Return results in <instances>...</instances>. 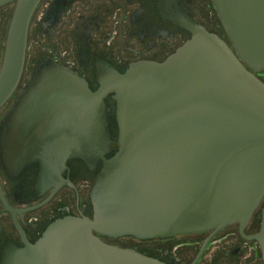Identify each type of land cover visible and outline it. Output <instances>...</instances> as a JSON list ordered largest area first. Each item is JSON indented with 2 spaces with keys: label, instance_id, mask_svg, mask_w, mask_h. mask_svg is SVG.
<instances>
[{
  "label": "water",
  "instance_id": "obj_1",
  "mask_svg": "<svg viewBox=\"0 0 264 264\" xmlns=\"http://www.w3.org/2000/svg\"><path fill=\"white\" fill-rule=\"evenodd\" d=\"M10 0H0V6ZM40 0H17L0 66V108L21 81ZM230 40L189 19L191 37L164 61L98 70L99 86L44 58L3 119L1 157L11 174L39 161L57 179L67 160L98 169L93 212L52 220L34 241L4 246L0 264H166L109 237L138 239L241 230L264 199V0H212ZM116 102L118 146L105 98ZM41 179V180H42ZM58 186V185H57ZM261 226L249 235L264 264Z\"/></svg>",
  "mask_w": 264,
  "mask_h": 264
},
{
  "label": "flooded vegetation",
  "instance_id": "obj_2",
  "mask_svg": "<svg viewBox=\"0 0 264 264\" xmlns=\"http://www.w3.org/2000/svg\"><path fill=\"white\" fill-rule=\"evenodd\" d=\"M16 2L17 0H10L0 6V11L8 8V12L4 11L6 15L4 19L2 17L0 28V66ZM190 18L230 42L212 0L39 1L30 20L21 81L0 108V258L6 244L11 242L23 245L25 240H36L57 217L65 214L91 216L93 212L89 193L102 165L101 161L96 169H92L82 159L71 158L67 160V166L61 170L57 179H42L39 161L28 164L18 174L9 173L3 164V119L39 63L44 58L51 57L77 71L91 88L96 89L100 84L98 70L101 65L109 64L124 71L140 60L164 61L168 58L191 37V30L186 26ZM28 61L29 67H26ZM262 71L264 69L255 72L259 76ZM106 103L110 110V130L116 127L117 133L116 114L114 115L116 104L110 94ZM117 146L118 138L114 139L108 155H112ZM81 181L90 187L87 191L80 188ZM85 194L87 197L83 199ZM262 203L243 230L237 222L217 230L183 232L165 238L154 237L151 239L166 241L162 243L166 246L160 250L162 252L139 250L159 257L166 264H199L201 261L203 264H255L253 251L257 244L249 235L258 231L261 226ZM182 235L187 236L180 237ZM100 236L108 242L122 245L116 240L123 237ZM211 247H214L213 254L210 259H205ZM179 248L190 250L183 257L170 251ZM248 249L250 253L245 255L244 252Z\"/></svg>",
  "mask_w": 264,
  "mask_h": 264
},
{
  "label": "rangeland",
  "instance_id": "obj_3",
  "mask_svg": "<svg viewBox=\"0 0 264 264\" xmlns=\"http://www.w3.org/2000/svg\"><path fill=\"white\" fill-rule=\"evenodd\" d=\"M4 11L8 12V8L0 11V22H1L0 23V28L2 27V23H3L2 21L4 19V16L6 15ZM8 16H9V13H8ZM2 17H3V19H2ZM26 67H29V61L27 62V66ZM259 76L264 79V71H262L259 74ZM114 115H115V113H114ZM116 131H117L116 127H112L111 128L112 136L115 137V139H117ZM80 188L86 189V191H87L90 187L89 186H85L84 183L81 181ZM86 197H87V194L82 196L83 199H85ZM256 218H259V216L256 217ZM185 236H187V235H182L180 237H185ZM116 241L121 243L122 245L132 246V247L134 246V247H136L138 249H142V250H147L148 249V252H150V253H155V252H159L160 253V252H162L160 250H163L166 247V246H163V244H162V243H164L166 241L161 240L159 238L150 239V240H142V239H138V238L133 237V236H129V237L127 236V237L119 238ZM254 242H256V244H257L256 245V249L253 251L254 252V259H255L254 263L255 264H261L263 262V259H262V254H261V251H260V248H259V244H258L257 241H254ZM213 249H214V247H211V249L205 255V259L206 258L210 259V257L213 254V252H212ZM188 250H190V249H188ZM188 250L179 248V249H175V250L173 249V250H170V251H171V253H176L177 252V253H179V256L183 257V256L186 255ZM248 253H250V249H248L246 252H244L245 255H247ZM202 262L203 261H201L199 264H203Z\"/></svg>",
  "mask_w": 264,
  "mask_h": 264
},
{
  "label": "bare ground",
  "instance_id": "obj_4",
  "mask_svg": "<svg viewBox=\"0 0 264 264\" xmlns=\"http://www.w3.org/2000/svg\"><path fill=\"white\" fill-rule=\"evenodd\" d=\"M111 95V94H110ZM107 97H108V95H107ZM106 97V98H107ZM106 98H105V101H106ZM111 98L114 100V98L111 96ZM115 101V100H114ZM115 104H116V102H115ZM110 111V110H109ZM115 139V138H114ZM115 151H116V149H115Z\"/></svg>",
  "mask_w": 264,
  "mask_h": 264
}]
</instances>
